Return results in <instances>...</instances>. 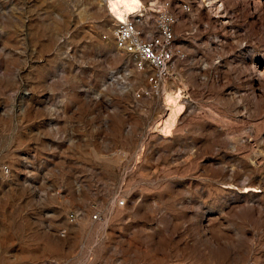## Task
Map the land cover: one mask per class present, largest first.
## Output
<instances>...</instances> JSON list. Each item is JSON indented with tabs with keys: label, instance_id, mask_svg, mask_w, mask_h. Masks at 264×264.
Here are the masks:
<instances>
[{
	"label": "rangeland",
	"instance_id": "1",
	"mask_svg": "<svg viewBox=\"0 0 264 264\" xmlns=\"http://www.w3.org/2000/svg\"><path fill=\"white\" fill-rule=\"evenodd\" d=\"M106 1L0 0V264H264V0H141L187 58L131 130Z\"/></svg>",
	"mask_w": 264,
	"mask_h": 264
},
{
	"label": "built area",
	"instance_id": "2",
	"mask_svg": "<svg viewBox=\"0 0 264 264\" xmlns=\"http://www.w3.org/2000/svg\"><path fill=\"white\" fill-rule=\"evenodd\" d=\"M154 7L153 18L149 8L140 5L137 12L125 19L115 18L113 23L112 39L116 48L129 54L138 70H144L146 64L152 69V73L147 76L149 89L142 90L136 96L157 94L159 88L174 77L172 66L176 53L172 25L176 18L169 11V2L155 4ZM150 19H153L154 32L146 31ZM114 201L116 206L125 204V199L116 198ZM93 218L97 219L98 216L94 215ZM70 221H74L73 215H70Z\"/></svg>",
	"mask_w": 264,
	"mask_h": 264
},
{
	"label": "crops",
	"instance_id": "3",
	"mask_svg": "<svg viewBox=\"0 0 264 264\" xmlns=\"http://www.w3.org/2000/svg\"><path fill=\"white\" fill-rule=\"evenodd\" d=\"M113 46L115 52L122 57V71L127 76L131 77L128 82L130 87H128L131 88L138 84V80L136 79L137 77H140V79L145 83L144 87H142V89L133 88V96L127 100V98L121 93L119 96H114L112 98L110 89H106L105 86H103L102 95L88 96V98H86V103L90 108V114H88V117L90 119H96L101 118V115L102 119L105 121L106 119H111L112 112H117L124 119L123 129L125 130H131L141 124L149 125L154 120V115L158 114L162 109L163 102L160 100V96H155L153 94H139V96H136V94L142 90L149 89L150 85L147 81V76L152 73V69L146 64L144 70H138L134 66L129 54L119 51L116 48L114 41ZM174 48L176 53L175 62L187 58V55L183 52L182 48ZM108 83H110V81ZM115 97H118V99Z\"/></svg>",
	"mask_w": 264,
	"mask_h": 264
},
{
	"label": "bare ground",
	"instance_id": "4",
	"mask_svg": "<svg viewBox=\"0 0 264 264\" xmlns=\"http://www.w3.org/2000/svg\"><path fill=\"white\" fill-rule=\"evenodd\" d=\"M106 3H107V7L109 8L110 12H113L117 19H125L126 16H130L134 14L135 12L138 11L139 6L142 4L141 0H107ZM179 93L177 94V92L168 91L165 94V102L169 107L170 106L173 107L176 104H178L176 101V97L177 96L179 97L180 95ZM169 121L172 122L171 119L169 120L168 118H166L164 120V123L167 124ZM172 123H175V118L173 119ZM164 128H162V130ZM161 134H163V132Z\"/></svg>",
	"mask_w": 264,
	"mask_h": 264
}]
</instances>
